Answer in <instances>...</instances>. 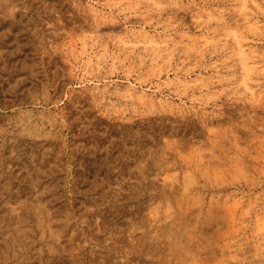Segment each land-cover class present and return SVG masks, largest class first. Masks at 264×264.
<instances>
[{
	"label": "rangeland",
	"instance_id": "1",
	"mask_svg": "<svg viewBox=\"0 0 264 264\" xmlns=\"http://www.w3.org/2000/svg\"><path fill=\"white\" fill-rule=\"evenodd\" d=\"M0 264H264V0H0Z\"/></svg>",
	"mask_w": 264,
	"mask_h": 264
}]
</instances>
